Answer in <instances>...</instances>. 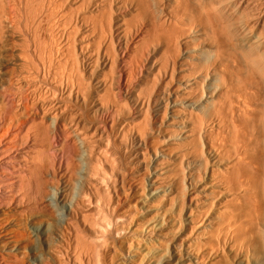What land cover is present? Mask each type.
Instances as JSON below:
<instances>
[{"label": "rangeland", "instance_id": "rangeland-1", "mask_svg": "<svg viewBox=\"0 0 264 264\" xmlns=\"http://www.w3.org/2000/svg\"><path fill=\"white\" fill-rule=\"evenodd\" d=\"M16 1L21 11V1ZM101 2L93 0L89 12H95ZM211 3L229 24L230 43L241 58L264 64L263 42L256 28L246 24L248 12L236 0H125L120 10L112 2L115 24L110 37L130 19L131 33L142 30L135 47L145 44L148 51L144 53L150 51L154 57L164 45L154 42L152 11L171 22L170 31L179 47L170 86L166 85L169 78L157 75L152 64L143 65L140 74L130 78L131 52L119 58L112 90L123 105L116 110L99 100L104 85L98 77L107 61L96 69L101 64L91 63L96 54L80 51L90 38L84 35L86 28L78 17L73 20L77 33L67 39H72L70 57L78 64L86 88L78 92L73 85L69 92L65 84L59 87L53 79L54 68L44 70L38 65L42 62L31 44L25 46L29 64H36L40 73L32 76L24 67L20 46L22 38L30 40L29 22L22 12L16 13L14 0H0V264H77L73 251L79 241L92 247V264L95 260L100 264H196L200 254L207 264H264V220H238L232 245L238 251L223 254L214 253L206 240L212 226H216L215 240L218 231L225 230L223 220H202L197 233L191 235L184 214L196 195L188 200L196 188H191L190 178L198 163L190 158L188 117L208 99L184 97L191 82L180 77L187 70L182 64L201 63L203 52L213 50L199 42L204 38L201 31L191 35L185 31L194 11ZM175 6L180 15L173 21L169 13ZM260 13L264 15V4ZM190 36L197 43L188 51L185 40ZM63 43L67 46L65 40ZM186 52L195 57H181ZM60 53L65 57V50ZM67 59L63 64H75ZM127 80L132 81L131 88ZM153 81L149 96L138 98V91L143 92ZM142 119L148 121L144 138L130 132L132 122ZM204 158L203 153L200 160ZM96 194L110 204L111 220L129 222L122 235L104 230L100 234V228H105L101 213L106 210L98 206ZM160 233L171 235L168 243ZM128 241L140 242L142 249H127Z\"/></svg>", "mask_w": 264, "mask_h": 264}, {"label": "bare ground", "instance_id": "bare-ground-1", "mask_svg": "<svg viewBox=\"0 0 264 264\" xmlns=\"http://www.w3.org/2000/svg\"><path fill=\"white\" fill-rule=\"evenodd\" d=\"M20 1L21 11L17 7V1L14 0L16 13H23L29 22L31 32L29 42L22 38L21 56L24 67L32 76L33 73L39 74L40 69L36 64H29L26 44H31L32 49L38 51L42 62L38 64L39 66L44 70H50V67L56 70L53 79L59 87L65 84V89L71 92L73 85H76L78 92L85 90L86 84L81 79L78 64L70 57L72 45L69 43L72 39H67L73 38L77 33L73 20L78 17L82 27L86 28L84 35L90 38V42L83 44L80 51L88 49L96 54V58L91 62L101 63L96 69L102 68V63L107 61L105 64L107 68L103 67L98 77L104 85L103 93L98 95L102 105L116 110L122 107L123 104L116 96V91L112 90L113 71L118 69L119 58L127 56L129 52L131 54L128 59L132 64L130 78L135 79L143 65L152 64L156 74L167 76L169 81L166 85H171L179 47L170 31L171 22L159 18L154 12H149L154 26V38H156L154 42L163 43L164 50L152 57L150 51L148 54L144 53L148 51L145 44L137 45L141 50L135 47L136 38L142 30L131 33L130 19L124 22V27L116 32V36L113 34L110 37L111 31L114 30L113 22L115 24L111 3L116 2L120 10L125 0H101L100 7H95V12H89L93 0ZM236 4L244 12H248L246 24L256 28V33L260 36L264 47V15L260 13L264 0H236ZM146 10L150 8L146 6ZM69 15L72 16L71 19L68 18ZM179 15L180 11L176 6L169 13L173 21ZM228 27L229 24L222 21L214 3L194 11V16L191 17L185 32L191 35V32L201 31L204 38L197 39L202 44L213 47V50L203 52L201 63L185 61L182 66H186L187 70L183 69L185 73L180 76L191 82L189 91L184 97L199 100L204 96L208 99L203 101L200 109H194L188 117L190 158L195 160L194 163L196 161L198 163L197 167L192 169L190 178L191 188H196L190 192L188 200L192 199L193 193L196 195L193 197L192 207L187 206L184 214L189 218L191 235L197 233L196 229L202 220H223L222 226L225 230L218 231L216 240L213 236L215 225L206 235L211 250L223 254L226 250L230 252L234 249V253L238 251L237 247L232 246L235 243L233 236L238 230V220H264V64H250L241 58L230 43ZM64 40L67 46L63 43ZM194 42L197 43L191 36L185 40L188 51L193 49ZM62 50L66 51L65 57L60 53ZM187 52L182 53L181 57H195L194 54ZM67 58L70 63L75 64H66ZM84 60L87 62L89 58L85 57ZM261 60L264 63V55ZM127 83V87L131 88L132 81L127 80ZM154 86L153 81L143 92L138 91L137 97L146 98L149 96L147 92H152ZM147 122V119L132 122L130 132L134 131L144 138L147 133ZM200 142L203 143V147ZM203 153L205 158L202 161L200 158ZM98 167L97 164L96 168ZM110 170L114 171V168L111 167ZM201 191L203 192L200 193ZM96 196L98 206L103 205L106 210L101 213L103 217L101 221L105 223V228H100L102 230L100 234L104 235V230L114 236L122 235L124 226L129 222L117 218L111 220L108 216L113 214L110 204L105 202L104 196L101 197L99 194ZM84 197L90 199L86 193ZM182 198L183 196L180 201ZM182 213L183 211L180 210L178 215ZM139 227L143 229L142 226ZM136 231L140 230L137 228ZM200 234L204 233L201 231ZM161 236H164L167 243L171 237L164 233ZM101 245L105 247L106 242ZM126 245L127 249L132 251L136 247L142 249L140 242L128 241ZM179 245L183 246V244ZM188 248L189 252H192V247L188 246ZM90 251L92 247L88 248L79 241L73 251V261L83 264L81 259L84 258L87 264H92ZM95 264H100L99 260H95ZM196 264H207L206 257L200 254L196 258Z\"/></svg>", "mask_w": 264, "mask_h": 264}]
</instances>
